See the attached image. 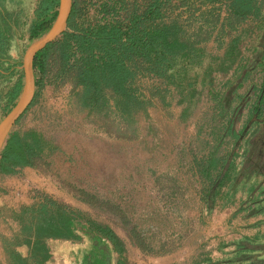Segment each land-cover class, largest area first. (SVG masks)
<instances>
[{
	"label": "rangeland",
	"instance_id": "rangeland-1",
	"mask_svg": "<svg viewBox=\"0 0 264 264\" xmlns=\"http://www.w3.org/2000/svg\"><path fill=\"white\" fill-rule=\"evenodd\" d=\"M87 1L88 19L96 21L95 0H76ZM125 1L130 6L133 0ZM260 16L241 25L248 32L239 58L226 73L212 75V86L204 87L193 105L177 104L179 98L169 88L164 102L152 97L151 106L140 105L137 132L128 139L118 138L124 127L116 116L105 120L81 106L76 98L80 89L58 74L59 58L51 51L43 87L12 129L20 135L34 131L51 150H43L33 167L0 174V264H9L5 247L20 236L18 217L43 200L111 228L123 245L124 264H264V139L257 135V119L264 121V90L256 108L264 84L259 46L264 8ZM28 44L13 54L19 66ZM207 49L223 54L212 43ZM16 75L23 76L21 68ZM133 84L139 100L162 87L146 75L136 76ZM4 112L0 110V121ZM161 175L179 182L175 193L161 185L163 179L154 183ZM82 193L99 203H84ZM206 194L214 197L204 198ZM117 208L170 252L147 255L131 245ZM45 244L50 254L45 264H87L85 258L92 254L86 236L76 242L49 238ZM16 250L26 256L25 247ZM107 260L114 264L117 256L110 254Z\"/></svg>",
	"mask_w": 264,
	"mask_h": 264
},
{
	"label": "trees",
	"instance_id": "trees-1",
	"mask_svg": "<svg viewBox=\"0 0 264 264\" xmlns=\"http://www.w3.org/2000/svg\"><path fill=\"white\" fill-rule=\"evenodd\" d=\"M94 3L97 20L91 21L88 19L91 3L72 2L64 33L34 56L36 91L28 109L43 87L48 59L54 51L59 58L58 74L69 77L74 90L80 89L76 98L81 106L90 115L105 120L116 116L118 124L124 127L123 130L116 128L118 138L122 139L137 132L136 113L140 105L151 106L152 97L164 102L169 88L178 96L177 104L193 105L202 89L212 86L214 73H226L236 63L241 39L248 32L241 25L249 17L258 21L264 8L263 0H133L130 6L125 0H95ZM57 4L58 0L39 1L29 43L47 32L56 16ZM119 12L125 13L120 16ZM208 43L223 48L222 56L212 55L207 49ZM262 43L260 38L263 53ZM3 56L1 53L0 59ZM138 75L157 79L162 87L151 92L149 98L139 100L135 98L138 88L133 84ZM22 79L20 76L10 89L5 114L20 93ZM263 90L264 84L256 108L261 103ZM257 122L261 126L257 135L264 139V121L258 118ZM43 150L49 152L51 148L34 131L23 135L12 131L0 153V174L12 175L17 169L33 167ZM197 167L193 165V169ZM207 171V165L203 166L202 175L206 176ZM154 183L169 186L172 193L179 188V182L169 175L155 178ZM207 197L212 200L214 195L206 194L204 198ZM80 200L91 207L99 203L95 196L86 193H82ZM116 213L122 215V229L127 239L141 253L170 252L165 243L147 236L142 225L131 224L125 212L117 208ZM18 218L20 236L13 245L5 247L9 264H45L50 259L46 239L76 242L82 236L91 242L92 254L85 258L87 264H109L110 254L117 256L114 264H124L120 259L123 245L111 228L68 214L50 200L34 204ZM17 247L26 248L25 257L18 254Z\"/></svg>",
	"mask_w": 264,
	"mask_h": 264
},
{
	"label": "crops",
	"instance_id": "crops-1",
	"mask_svg": "<svg viewBox=\"0 0 264 264\" xmlns=\"http://www.w3.org/2000/svg\"><path fill=\"white\" fill-rule=\"evenodd\" d=\"M40 0H0V110L8 106V95L18 80L19 63L13 54L28 43ZM14 77L17 79L13 80Z\"/></svg>",
	"mask_w": 264,
	"mask_h": 264
},
{
	"label": "water",
	"instance_id": "water-1",
	"mask_svg": "<svg viewBox=\"0 0 264 264\" xmlns=\"http://www.w3.org/2000/svg\"><path fill=\"white\" fill-rule=\"evenodd\" d=\"M72 7V0H58L56 16L47 32L31 41L25 50L21 61L23 74L20 93L13 107L0 121V153L13 127L31 104L35 93V78L32 69L34 56L48 44L55 42L66 30V23Z\"/></svg>",
	"mask_w": 264,
	"mask_h": 264
},
{
	"label": "flooded vegetation",
	"instance_id": "flooded-vegetation-1",
	"mask_svg": "<svg viewBox=\"0 0 264 264\" xmlns=\"http://www.w3.org/2000/svg\"><path fill=\"white\" fill-rule=\"evenodd\" d=\"M73 3H76V0H72Z\"/></svg>",
	"mask_w": 264,
	"mask_h": 264
}]
</instances>
